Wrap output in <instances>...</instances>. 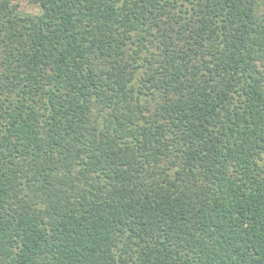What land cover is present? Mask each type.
Masks as SVG:
<instances>
[{
    "label": "trees",
    "instance_id": "16d2710c",
    "mask_svg": "<svg viewBox=\"0 0 264 264\" xmlns=\"http://www.w3.org/2000/svg\"><path fill=\"white\" fill-rule=\"evenodd\" d=\"M0 0V264H264V0Z\"/></svg>",
    "mask_w": 264,
    "mask_h": 264
},
{
    "label": "rangeland",
    "instance_id": "374dc122",
    "mask_svg": "<svg viewBox=\"0 0 264 264\" xmlns=\"http://www.w3.org/2000/svg\"><path fill=\"white\" fill-rule=\"evenodd\" d=\"M16 3H18L19 8L29 11H34L36 7L29 2V0H14Z\"/></svg>",
    "mask_w": 264,
    "mask_h": 264
}]
</instances>
